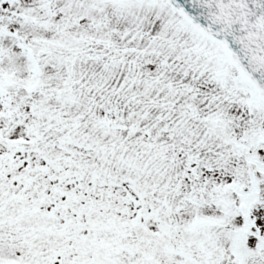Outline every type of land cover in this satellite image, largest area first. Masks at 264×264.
Listing matches in <instances>:
<instances>
[{"label":"snow or ice","instance_id":"1","mask_svg":"<svg viewBox=\"0 0 264 264\" xmlns=\"http://www.w3.org/2000/svg\"><path fill=\"white\" fill-rule=\"evenodd\" d=\"M0 264H264V0H0Z\"/></svg>","mask_w":264,"mask_h":264}]
</instances>
